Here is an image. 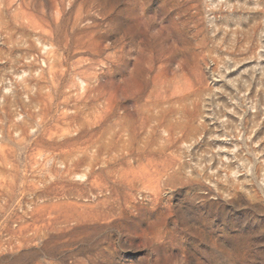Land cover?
<instances>
[{
  "label": "rangeland",
  "instance_id": "obj_1",
  "mask_svg": "<svg viewBox=\"0 0 264 264\" xmlns=\"http://www.w3.org/2000/svg\"><path fill=\"white\" fill-rule=\"evenodd\" d=\"M0 264H264V0H0Z\"/></svg>",
  "mask_w": 264,
  "mask_h": 264
}]
</instances>
